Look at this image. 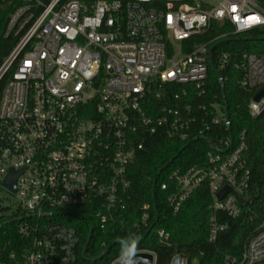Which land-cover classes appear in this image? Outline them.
Here are the masks:
<instances>
[{
  "label": "built area",
  "instance_id": "2783aa9c",
  "mask_svg": "<svg viewBox=\"0 0 264 264\" xmlns=\"http://www.w3.org/2000/svg\"><path fill=\"white\" fill-rule=\"evenodd\" d=\"M215 23L225 30L204 39ZM257 29L264 30L257 0H0V50L9 48L0 64V80L7 75L0 187L11 169L19 172L15 192L6 188L17 207L0 221V264H86L78 261L80 237L65 217L85 206L98 231L113 224L130 197L129 166L156 133L208 140L205 165L169 170L160 188L176 214L194 190L207 186V241L216 245L251 202L250 170L245 129L232 139L228 133L211 138L227 126L223 101L208 95L209 48L225 38L255 40L249 33ZM218 45L211 55L222 81V73L237 71L238 88L253 93L249 114L259 116L264 96L253 97L264 88V47ZM225 186L231 191L219 199ZM239 197L247 203L241 206ZM149 208L142 206L138 221L146 233ZM154 234L171 245L164 227ZM139 251L151 252L156 264L154 251ZM168 264L201 260L174 253ZM218 264H264V220L238 254L224 253Z\"/></svg>",
  "mask_w": 264,
  "mask_h": 264
},
{
  "label": "trees",
  "instance_id": "16d2710c",
  "mask_svg": "<svg viewBox=\"0 0 264 264\" xmlns=\"http://www.w3.org/2000/svg\"><path fill=\"white\" fill-rule=\"evenodd\" d=\"M49 1V0H44ZM264 7V0H257ZM225 30L224 26L215 23L213 28L204 35L208 40ZM257 37L264 34L263 29H257L249 33ZM264 47V40H237L222 42L218 49L241 48L247 51L258 52ZM9 48L0 50V64ZM225 76L224 94L228 105V115L231 132L235 134L241 129L247 133L248 146L245 153L247 166L250 170V199L251 202L242 208L239 218L230 220L229 229L221 234L216 245L207 241L208 205L211 201L207 186L202 184L187 198L181 209L173 214L166 197L167 191L160 188V184L167 182L166 174L169 170L179 167L182 169L190 166H203L206 162V153L209 150L207 139L197 137L190 142L171 139L163 133H156L148 139L143 149L136 154L133 163L129 166L128 173L131 180L130 197L126 207L117 214L113 224L104 232L97 229L94 213L88 207H78L69 212L72 219L69 224L74 226L79 234L78 261L86 264H110L119 256V243H113L129 235H138L139 249L154 251L157 256L156 264H168L169 258L174 253H184L188 256H199L201 264H218L224 253L238 254L243 240L252 234L256 224L264 220V111L257 117L249 114L248 103L252 92H246L238 88L237 79L239 73L228 69L222 73ZM7 75L0 80V97ZM209 97L216 96L223 101L222 90L214 72L210 69L208 80ZM225 124L211 135L226 137ZM172 157L173 161L163 171L160 168ZM154 197L152 196V187ZM149 204L151 221L150 232L144 229L138 221L143 212L142 206ZM158 217L156 218V212ZM93 225V234L87 244L86 258L82 257V250L86 238ZM164 227L170 233L171 245L165 246L158 242L154 230ZM105 241V248L101 242ZM200 252H203L200 256ZM100 258L91 261L92 258Z\"/></svg>",
  "mask_w": 264,
  "mask_h": 264
},
{
  "label": "water",
  "instance_id": "95a60500",
  "mask_svg": "<svg viewBox=\"0 0 264 264\" xmlns=\"http://www.w3.org/2000/svg\"><path fill=\"white\" fill-rule=\"evenodd\" d=\"M241 38H225L222 40H219L217 42H215L210 48H209V53H210V57H209V62L211 65V68L214 72V74L216 75L217 79L219 80L220 86H221V90H222V97H223V103H224V117H225V121H226V126H227V130H228V134L230 136V138L232 139V133H231V126H230V121H229V115H228V105H227V101H226V97L224 94V90H225V86H224V82L222 81L221 78V74L218 72V70L216 69V67L214 66L213 63V59H212V50L219 44L222 42H227L230 40H238ZM244 40L246 39H251V38H242ZM255 40H264V36H259V37H255L253 38ZM264 96V88L261 89L259 92H257L254 97L253 100L254 101H259L261 99V97ZM213 148H216V145L214 143H212ZM174 157H172L168 162H166L161 168H160V172L163 171L165 168H167L169 166V164L173 161ZM19 172L15 171L13 169H11L8 173V175L6 176L5 180L3 181V185L8 188L10 191L15 192V181L16 178L18 176ZM154 188L155 186L153 185L152 187V196L154 197ZM231 191V188L229 186H225L223 187L217 194L219 199H222L224 197V195ZM239 203L241 204V206H243L244 204L247 203V201H245L244 199L239 197ZM155 211H156V207H155ZM93 234V225L90 223V229L86 238V243L83 247L82 250V257L86 258L85 256V251L87 248V244L91 239V236ZM113 243H119V240H115ZM139 255L141 257H143L146 261V264H155V258L154 255L151 252H147V251H139ZM100 258V256L96 257V258H92L91 261H95L96 259ZM114 264H117V260L115 261Z\"/></svg>",
  "mask_w": 264,
  "mask_h": 264
},
{
  "label": "clouds",
  "instance_id": "9594fccd",
  "mask_svg": "<svg viewBox=\"0 0 264 264\" xmlns=\"http://www.w3.org/2000/svg\"><path fill=\"white\" fill-rule=\"evenodd\" d=\"M138 235H129L119 240V256L117 264H146L143 257L139 255Z\"/></svg>",
  "mask_w": 264,
  "mask_h": 264
},
{
  "label": "rangeland",
  "instance_id": "374dc122",
  "mask_svg": "<svg viewBox=\"0 0 264 264\" xmlns=\"http://www.w3.org/2000/svg\"><path fill=\"white\" fill-rule=\"evenodd\" d=\"M0 195L2 196V207L4 209L0 210V221L6 219L11 212H13L17 205H16V198L13 193L9 192L6 188L0 187ZM65 219H72V215H68Z\"/></svg>",
  "mask_w": 264,
  "mask_h": 264
}]
</instances>
